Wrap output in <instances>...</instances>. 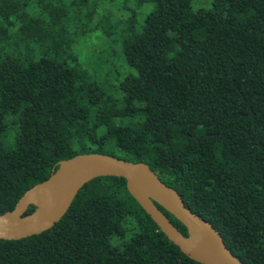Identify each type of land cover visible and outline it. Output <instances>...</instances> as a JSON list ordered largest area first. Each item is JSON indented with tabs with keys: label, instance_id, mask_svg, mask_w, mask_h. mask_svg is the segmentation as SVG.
Here are the masks:
<instances>
[{
	"label": "trees",
	"instance_id": "1",
	"mask_svg": "<svg viewBox=\"0 0 264 264\" xmlns=\"http://www.w3.org/2000/svg\"><path fill=\"white\" fill-rule=\"evenodd\" d=\"M193 1L0 0V214L62 160L107 153L148 163L245 264H264V0ZM102 23L119 52L91 53V72L76 45ZM117 54L135 72L111 84ZM0 264L203 263L124 177L102 176L52 228L0 239Z\"/></svg>",
	"mask_w": 264,
	"mask_h": 264
},
{
	"label": "water",
	"instance_id": "2",
	"mask_svg": "<svg viewBox=\"0 0 264 264\" xmlns=\"http://www.w3.org/2000/svg\"><path fill=\"white\" fill-rule=\"evenodd\" d=\"M124 177L131 195L186 255L203 264H245L226 245L220 231L189 208L181 194L164 182L145 162L107 153H81L62 160L51 176L29 188L12 210L0 214V239H22L58 223L81 188L97 177ZM34 205L33 212L27 213ZM180 220L188 235L160 209Z\"/></svg>",
	"mask_w": 264,
	"mask_h": 264
},
{
	"label": "rangeland",
	"instance_id": "3",
	"mask_svg": "<svg viewBox=\"0 0 264 264\" xmlns=\"http://www.w3.org/2000/svg\"><path fill=\"white\" fill-rule=\"evenodd\" d=\"M213 0H194L192 7L193 9H199L201 7L204 8H210L212 5ZM115 6L117 7L119 4V0H114ZM150 6H147L143 12L141 11V19H140V24L144 22V15L145 13L150 10ZM105 10L100 11V15L95 19V22H99L103 14H107L110 16V14L107 13ZM102 28L98 30L91 31L88 35L83 36L79 38L78 43L76 45V50L81 54V59L83 62V65L85 68L89 69L91 72H94L95 70V64L92 61L91 58V53L97 54L99 56H108L110 53H118L119 52V45L117 42H115L114 38H109L104 36L103 32L101 29H103L106 26H109L106 23H102ZM105 49V50H103ZM97 51V52H95ZM115 64V65H114ZM113 69H114V74L110 76V83L111 84H116V82L120 79H123L128 73L130 72H135L134 69H131L125 64L124 62L120 61V56L117 54V58L114 57L112 61ZM108 75L103 74L100 77V80L102 82H106L108 80ZM114 243H117L116 240L113 241Z\"/></svg>",
	"mask_w": 264,
	"mask_h": 264
}]
</instances>
